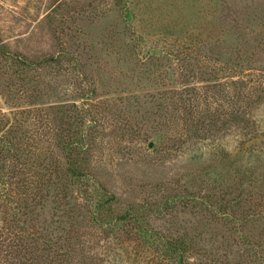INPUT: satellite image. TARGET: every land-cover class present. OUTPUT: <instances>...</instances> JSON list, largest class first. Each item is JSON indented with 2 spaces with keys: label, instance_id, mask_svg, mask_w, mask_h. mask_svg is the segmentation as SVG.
<instances>
[{
  "label": "rangeland",
  "instance_id": "374dc122",
  "mask_svg": "<svg viewBox=\"0 0 264 264\" xmlns=\"http://www.w3.org/2000/svg\"><path fill=\"white\" fill-rule=\"evenodd\" d=\"M248 91V117L258 127L229 124L218 142H182V118L198 111L209 116L215 101L230 105L241 94L245 101ZM63 104H75L71 115L86 126L80 132L88 133V168L118 198L116 210L146 208L139 226L189 243L195 249L187 264H211L212 259L264 264L263 251L252 255L238 246L241 232L250 242H263L256 216L239 222L231 236L223 218L209 211L197 214L182 202L168 212L154 211L170 189H184L190 173L211 163L219 146L233 157L254 149L258 157L249 162L264 168V0H0V138L7 144H36L40 151L32 153L31 162L41 174L45 162L55 182L61 155L49 144H56L50 142L52 131L65 128L54 109ZM157 138L165 144L155 145ZM168 142L178 149L169 151ZM4 153L0 228L17 230L18 212L44 181L35 176L28 191L17 188V180L24 183L25 177L14 179L11 172L19 165L12 166L9 146ZM206 185L196 179L193 192L201 193ZM246 186L248 198L255 199L258 190L250 196ZM78 192L69 186L67 204L59 209L56 193L40 209L30 208V226L37 232L59 218L72 230L64 264H170L156 251L158 243L148 233L138 234L133 222L103 232L82 221L91 209ZM201 248L209 252L195 255Z\"/></svg>",
  "mask_w": 264,
  "mask_h": 264
},
{
  "label": "trees",
  "instance_id": "16d2710c",
  "mask_svg": "<svg viewBox=\"0 0 264 264\" xmlns=\"http://www.w3.org/2000/svg\"><path fill=\"white\" fill-rule=\"evenodd\" d=\"M246 95L245 101H243V94H241L242 98H238L236 102L229 100L232 103L230 105L229 103L226 104L227 102L223 104L220 103L221 101H215L214 107H212V105L209 106V116H202V113L198 111L195 114L188 115L187 118H182L179 121L182 123L180 124L182 131H184V135H179L184 139L182 142L185 143L190 140L198 144H207L211 141H213V143L214 141L218 142L220 134H224L229 124L237 125L245 122L251 124L252 127L255 125L257 126L258 122L253 120V118H249V112H247L251 102L246 101L251 99V92L248 91ZM172 100L175 101V99ZM182 104H184L183 101L181 102V105ZM74 107L75 104H63L54 108L60 119L61 126L64 125L66 128L65 130L63 127L64 130L58 132L57 127L55 131H52V136L54 138L51 136L50 142L54 141L56 144H49V142H47L61 155L58 161L60 163L54 168V174H57L56 182L50 180L51 172L45 162H41V167L45 174H41V170L36 169L37 166L31 162V156L34 155L32 153H35V150H37V152L40 151L36 144L24 145V143L17 144L14 142L7 144V139L0 138L1 159H4V155L6 154H2L4 146H9L13 155L12 166L15 167L16 164L19 165V169L17 171L12 170L11 175L14 179L16 175L25 177L24 183L20 179L17 180V188L21 186L23 189L25 188V191H28L26 189L31 187L30 179L35 176L40 177V181H44L42 188L38 189L35 198L30 199L31 202L28 203V205L25 204L18 212L21 216L17 221L21 223V225L17 230L12 226H9V228L5 230L2 227L0 228V264H64V261L68 260L71 248L72 230L65 228V221L59 218L58 221L52 224L50 223L51 225L45 224L44 226H46V228L42 229L44 232H37L36 227L30 226V216L34 214V211L30 210V208L35 209L38 207V209H40L39 206H42V203L48 202L49 197L56 193L53 199L60 201V205L55 202L58 205L56 209H59L60 206H63V202L65 205L67 204L66 200L69 198L67 193L69 191V186H74L78 189V193L81 199H83V206L87 207L86 210L88 211L91 209L89 218L88 216H83L81 219L82 221H87L88 224H94V226H97V228L103 232L108 228L113 229L119 227L120 223L126 224L133 222V224L138 226L140 224V219H142V215L140 214L146 211V208L141 206L135 207L133 205L134 208H132V206H127L123 210L121 208L116 210V206L119 203L118 198L103 187V185L94 178L91 172L92 170L88 168V151L84 147L87 145L84 139L88 133L83 134L80 132L81 130L83 131L86 126L84 125L81 127L78 123L76 124L78 118H73L71 115ZM227 107H229V109H227ZM184 109L185 106L181 109L178 108V112L179 110L183 112ZM93 122L95 124L96 120ZM165 128H167V126H165ZM92 129H95L94 125ZM177 134L175 136H178ZM29 139L31 142L35 143V140L32 141V139H35L34 136H31ZM177 140L180 142V139ZM153 143L160 146L165 144L164 141L162 142V139L159 138H157L155 142L153 141ZM173 144L174 142L172 145L169 143V151L171 152L178 149L176 144ZM241 145L243 146L244 144L241 143ZM213 151L214 155H212L214 158L212 162L202 169L200 168L201 170L198 172L190 173L189 176L191 177V181H189L188 185H185L184 189H170L169 191L171 193L162 196L157 205L155 204L154 211L158 212L162 207L165 212H168L173 210V207H176V203L182 202L186 207L200 211L197 214L209 211L210 214L223 218L225 221L224 225L226 223V227L229 226L227 227V232L231 236H233V231L235 227L238 226L239 222H246L248 219L251 220L256 216L261 220L260 223L262 225V231L264 232V209L263 211L260 210V206L264 201V168L259 163L249 162L255 155L254 149H248V151L245 149V151L242 152L243 156L235 157L231 155L228 149H224L222 146L217 147V149ZM255 156L258 157V155ZM22 158L25 160L24 163H22ZM0 170H4L3 164L0 165ZM48 172L49 176L48 174L46 175ZM192 175H195V179ZM198 178L202 184L207 185L204 191L202 190L201 193L199 192L196 194L193 192V184ZM208 183L209 188H207ZM230 183L233 185H230ZM246 184L250 187L248 193L250 196L254 190H258L257 192H259V194L255 199H252V197L248 198L246 195ZM43 192H46L44 196L42 195ZM246 206L254 211L246 212V210H244ZM15 207L16 206L12 209H15ZM257 209L258 212L256 214ZM148 210L150 209H147V211ZM63 212L66 216L69 215L66 211ZM237 212H242L239 220L235 218V213ZM22 217H25L24 221L21 220ZM151 231L152 230H150V232L144 230L141 226H139V230H137L138 234H142L145 237L148 233L152 241L156 242V244L158 243V245H155L156 251L158 250V252L162 254V259H165V261H168L170 264H187L188 255L194 251L195 248L189 247V243L186 244L184 240L180 238L169 239L160 236L156 231ZM9 236L11 237L9 238ZM240 236L241 237L238 238L240 243L238 246L241 245L244 252L257 255L261 250L264 253V240L258 243L250 242L244 232H241ZM1 246L3 247L1 248ZM200 251L203 252L200 257L209 252L201 248L195 255ZM50 255L53 258H50ZM211 264L220 263L218 260L212 259Z\"/></svg>",
  "mask_w": 264,
  "mask_h": 264
}]
</instances>
